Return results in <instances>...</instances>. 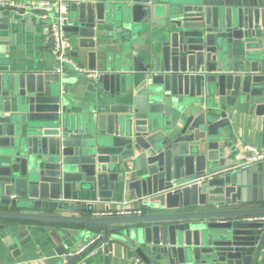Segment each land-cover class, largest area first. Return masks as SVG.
I'll use <instances>...</instances> for the list:
<instances>
[{"label": "water", "instance_id": "obj_1", "mask_svg": "<svg viewBox=\"0 0 264 264\" xmlns=\"http://www.w3.org/2000/svg\"><path fill=\"white\" fill-rule=\"evenodd\" d=\"M153 25L157 45L142 63L122 45ZM64 31L78 39L71 73H95L108 92L74 101L66 76L16 71L0 49L2 241L28 223L118 225L144 264H258L264 222L248 218L264 216V161L225 166L230 123L206 96L241 93L264 115V0H84ZM119 194L143 214L31 213L94 214L88 200L106 211Z\"/></svg>", "mask_w": 264, "mask_h": 264}, {"label": "crops", "instance_id": "obj_2", "mask_svg": "<svg viewBox=\"0 0 264 264\" xmlns=\"http://www.w3.org/2000/svg\"><path fill=\"white\" fill-rule=\"evenodd\" d=\"M68 8L73 3L84 0H65ZM69 11V10H68ZM69 13V12H68ZM10 21L5 31H0V49L5 55L6 61L16 71H36L42 73H56V59L52 53V45L46 20L36 17L31 13L19 16L15 11L5 12ZM153 25L147 30L136 34L123 47L129 48L133 55L145 62V55L151 52L157 45V28ZM66 38L70 45V56L79 64L74 56L78 50V39L66 32ZM237 54L234 53V56ZM85 63V62H84ZM85 69V66H83ZM264 70V65H263ZM69 73L66 78L71 81L67 87V93L77 102L85 104L93 102L95 95H103L101 84L96 80H89L85 76ZM211 101V108L226 114L229 126L224 129L228 155L225 166H235L241 162L240 152L243 145H254L264 149V115L256 112V106L240 93L238 96L218 95L206 96ZM165 120V119H164ZM167 120V118H166ZM93 199V198H92ZM94 203V214L103 212L104 206ZM122 200L130 201L127 194L116 195L111 201L109 208L114 207L115 202ZM134 206L138 204L133 202ZM247 208L261 206L246 205ZM2 210V209H1ZM145 212H149L145 209ZM37 214L61 215L70 217H92L91 213L71 214L68 212H31ZM4 224L0 221V225ZM24 230L17 231L20 225L13 226L15 237L12 245H6L2 239L5 235L0 234V264H62L65 255L72 253L77 248L97 237H103L99 247L94 249L84 259L85 264H144L136 253V248L126 239L121 232L125 226L112 225L102 226H66L46 223L24 224ZM106 237V238H105ZM65 250V251H64ZM65 252L64 256L59 253ZM258 264H264V247L260 253Z\"/></svg>", "mask_w": 264, "mask_h": 264}, {"label": "built area", "instance_id": "obj_3", "mask_svg": "<svg viewBox=\"0 0 264 264\" xmlns=\"http://www.w3.org/2000/svg\"><path fill=\"white\" fill-rule=\"evenodd\" d=\"M0 8L12 9L14 11L22 10L25 13H31L33 11L44 12L46 15L41 18L47 22L52 53L56 59V73L60 76H66L69 73V69L71 71L72 69L77 70L75 67L76 63L70 56V45L66 38V32L64 31L69 12L65 0H0ZM85 76L89 80H94L97 77L93 72L86 73ZM240 160L241 162L234 166V170L245 171L250 166L264 161V149L254 145H243L240 152ZM137 204V206H134L132 201L127 200L115 202L113 208L110 209L108 207V210L95 213L92 217L114 218L141 216L143 209L139 203ZM248 221L264 222V216H252L248 218ZM94 240L96 238L77 248L72 253L65 255L61 263L64 264L68 258L79 255ZM78 264H85V262L82 260Z\"/></svg>", "mask_w": 264, "mask_h": 264}, {"label": "trees", "instance_id": "obj_4", "mask_svg": "<svg viewBox=\"0 0 264 264\" xmlns=\"http://www.w3.org/2000/svg\"><path fill=\"white\" fill-rule=\"evenodd\" d=\"M143 209V208H142Z\"/></svg>", "mask_w": 264, "mask_h": 264}]
</instances>
